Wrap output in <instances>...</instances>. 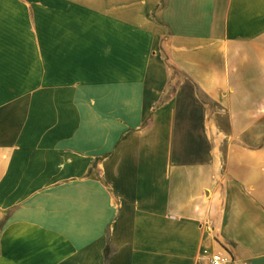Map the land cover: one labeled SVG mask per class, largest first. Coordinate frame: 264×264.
I'll list each match as a JSON object with an SVG mask.
<instances>
[{"label":"crops","instance_id":"1","mask_svg":"<svg viewBox=\"0 0 264 264\" xmlns=\"http://www.w3.org/2000/svg\"><path fill=\"white\" fill-rule=\"evenodd\" d=\"M264 264V0H0V264Z\"/></svg>","mask_w":264,"mask_h":264},{"label":"built area","instance_id":"2","mask_svg":"<svg viewBox=\"0 0 264 264\" xmlns=\"http://www.w3.org/2000/svg\"><path fill=\"white\" fill-rule=\"evenodd\" d=\"M204 254L208 258V264H232L233 262L231 254L225 249L212 254L205 251Z\"/></svg>","mask_w":264,"mask_h":264}]
</instances>
